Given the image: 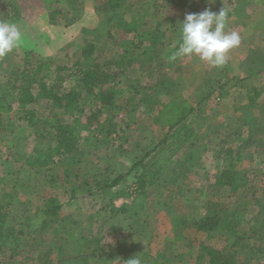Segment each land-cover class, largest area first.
<instances>
[{
    "label": "rangeland",
    "instance_id": "obj_1",
    "mask_svg": "<svg viewBox=\"0 0 264 264\" xmlns=\"http://www.w3.org/2000/svg\"><path fill=\"white\" fill-rule=\"evenodd\" d=\"M107 3L111 10L100 13ZM116 3L25 0L18 14L0 5V20L14 22L23 35L19 47L0 57V202L8 201L6 226L15 228L5 237L0 264H127L125 247L140 264H264V0ZM223 7L226 31L241 37L228 62L213 67L196 55L171 59L186 14ZM55 8L64 13L52 22ZM103 15L125 18L136 30H106ZM138 32L145 44L136 48ZM88 44L92 58L113 74L103 89L119 92L106 105L87 96L83 102L94 118L88 107L77 151L51 161L56 142L44 124L57 109L42 98L26 106L33 120L18 94L31 85L38 62H45L49 85L57 66L69 68L63 74L77 71V60L87 62L81 52ZM77 83L70 76L65 90ZM32 87L38 94L37 84ZM192 106V145L143 195L136 186L139 169L124 174ZM64 120L74 122L70 115ZM226 169L234 179L219 187L216 178ZM120 175L117 185L105 186ZM51 200L62 206L55 215L47 214ZM209 200L221 202L228 218L216 231H197L192 220L205 214ZM204 246L211 252L201 251Z\"/></svg>",
    "mask_w": 264,
    "mask_h": 264
},
{
    "label": "trees",
    "instance_id": "obj_2",
    "mask_svg": "<svg viewBox=\"0 0 264 264\" xmlns=\"http://www.w3.org/2000/svg\"><path fill=\"white\" fill-rule=\"evenodd\" d=\"M113 1L115 2V5H119L116 3L117 0H111L112 3ZM2 5L3 4H1V6ZM110 5L111 3L104 5L100 13L104 14L103 12L110 11ZM8 6L4 4L2 8L9 9L13 7L11 3ZM10 13L12 12H9V14ZM63 13L64 10L62 8L52 9L49 12V18L52 22H57L56 18ZM115 17L116 15L104 16L102 24L106 30L109 28L107 26L110 25L111 28L121 29L126 34L136 30V25L134 23L128 22L122 17L117 16V19ZM111 28L109 29V32H111ZM138 33L137 44H134L136 48L142 46L143 43L145 44L143 32ZM153 43L157 44L155 41ZM93 51L94 47L91 44H88L85 48H83L81 53L84 60L87 62L81 64L80 60H77L75 62V64L79 67L77 71L71 69L69 70L70 72L68 74H63L62 71L66 69L68 70L69 68H66V66H57V74L51 85H49V83L46 81L47 74L43 73L45 62H38V64L35 66V71L31 72V75L29 74L30 76H28L31 85L24 87L18 94V104L26 112V115L30 118H33V120L34 111L33 109H26V106L36 104V102H39V100L42 98L50 101L51 111L57 109L56 113L53 115V118H51L53 121L51 123L45 121L44 124V127L47 126L51 129V136L49 139H52L53 142H56L55 147L52 148L47 155L51 161L53 160V155H70L77 151V148L81 143L79 128H82V122L80 121V118L82 115H84L88 107L91 109V117L94 118L95 110L93 111V108H90L91 106H86L83 102L87 99V96H91L90 102L98 100V103L101 105H106L111 103L114 96L119 92L117 89H103V87L112 80L113 74H110L102 67L104 64H100L95 60L94 57L92 58ZM27 72V70H24L22 74L24 75ZM70 76L76 77L78 83L76 87L65 90L66 88L64 87V83L68 78H70ZM34 84H37L39 89L38 94L33 92L32 86ZM60 90H62L61 95H59ZM95 90H98L97 95L93 94ZM254 91H256L257 95L259 94L257 90ZM195 108V106L190 107L184 114L180 115L176 121L172 122L169 125V129L165 136L160 141H158L152 149L148 150L143 156L136 160L133 163L131 169L126 174H124L127 175L132 170L139 169L138 172L136 170V186L143 195H148V191L145 190L146 187L148 185L155 184L160 179L161 175L164 173L168 165L173 161L174 157L181 150H183L188 143L192 145L191 141L192 138L196 136V131L192 126V122H188V120L190 115L194 113ZM7 109L10 110L11 107H8ZM66 115H70L74 118L73 124L64 120V116ZM124 175L117 176L113 180L106 182L105 186L112 187L113 185H117L123 179ZM233 179L234 173L232 171L228 169L223 170L216 178V185L219 187H226L232 182ZM51 202L54 204L56 203L55 200H51ZM61 208L62 206L60 204H55L51 210L47 211V214L55 215V213ZM9 216L10 208L8 201L0 202V252L3 251L6 235L15 231V228L8 229L6 226ZM227 218L226 210L223 208L221 202L209 200L207 202V210L205 214L199 219L192 220L191 227L195 228L197 231L212 232L220 228ZM180 223L184 227H189L184 218L181 219ZM122 251L127 253V256H125L124 259L125 262L129 264V261L133 259L131 254L128 255L129 249L125 247V249H122ZM201 251L211 252V249H209L207 246H204L201 248ZM141 264L149 263L143 261Z\"/></svg>",
    "mask_w": 264,
    "mask_h": 264
},
{
    "label": "clouds",
    "instance_id": "obj_3",
    "mask_svg": "<svg viewBox=\"0 0 264 264\" xmlns=\"http://www.w3.org/2000/svg\"><path fill=\"white\" fill-rule=\"evenodd\" d=\"M228 10L219 12L211 8L198 13H187L181 23L182 43L171 59L196 55L213 67H223L229 60V52L241 42L237 31H226ZM23 43V35L14 22L0 20V57L7 56ZM129 264H140L131 259Z\"/></svg>",
    "mask_w": 264,
    "mask_h": 264
},
{
    "label": "crops",
    "instance_id": "obj_4",
    "mask_svg": "<svg viewBox=\"0 0 264 264\" xmlns=\"http://www.w3.org/2000/svg\"><path fill=\"white\" fill-rule=\"evenodd\" d=\"M11 2H8L6 0H1V4H3L2 6H4V4H6L8 6L10 3H11V5H13V7H11L12 9L9 8L8 10H14V11L16 10L17 11L16 14H18V11H21V12L23 11L22 8H23V4H25V0H12ZM35 3L38 5L40 3V0H35ZM44 22H45V20H44Z\"/></svg>",
    "mask_w": 264,
    "mask_h": 264
}]
</instances>
